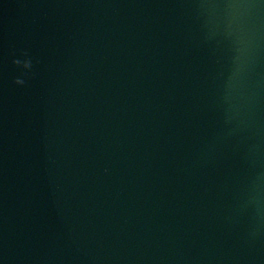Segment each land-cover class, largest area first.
Instances as JSON below:
<instances>
[{
    "label": "water",
    "instance_id": "95a60500",
    "mask_svg": "<svg viewBox=\"0 0 264 264\" xmlns=\"http://www.w3.org/2000/svg\"><path fill=\"white\" fill-rule=\"evenodd\" d=\"M201 5L0 0V264H264L236 212L250 147L264 170V20L230 134Z\"/></svg>",
    "mask_w": 264,
    "mask_h": 264
},
{
    "label": "clouds",
    "instance_id": "9594fccd",
    "mask_svg": "<svg viewBox=\"0 0 264 264\" xmlns=\"http://www.w3.org/2000/svg\"><path fill=\"white\" fill-rule=\"evenodd\" d=\"M202 12L206 14L207 39H222L231 48V66L223 101L226 105V123H236L230 130L235 132L241 121L235 120L233 95L246 79L258 56L260 48V22L264 20V3L261 0H202ZM12 65L17 71L12 83L26 86L35 75L34 58L27 50L12 53ZM248 175L237 202L236 212L247 219L246 240L254 244L264 237V170L258 164L255 146L245 155Z\"/></svg>",
    "mask_w": 264,
    "mask_h": 264
}]
</instances>
